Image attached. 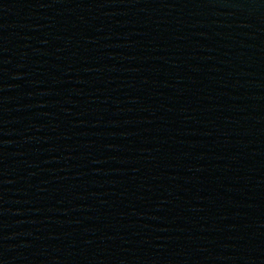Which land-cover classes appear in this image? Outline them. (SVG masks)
Listing matches in <instances>:
<instances>
[{"label": "water", "instance_id": "obj_1", "mask_svg": "<svg viewBox=\"0 0 264 264\" xmlns=\"http://www.w3.org/2000/svg\"><path fill=\"white\" fill-rule=\"evenodd\" d=\"M0 264H264V0H0Z\"/></svg>", "mask_w": 264, "mask_h": 264}]
</instances>
